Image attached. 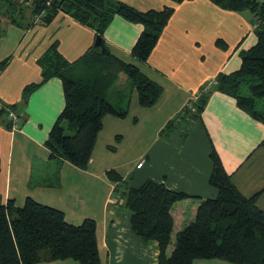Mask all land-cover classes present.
<instances>
[{
    "label": "crops",
    "instance_id": "obj_1",
    "mask_svg": "<svg viewBox=\"0 0 264 264\" xmlns=\"http://www.w3.org/2000/svg\"><path fill=\"white\" fill-rule=\"evenodd\" d=\"M17 1L34 22L33 8L23 0ZM117 1L143 12L175 8L147 63L132 56L143 31L141 25L115 16L104 34L110 53L136 65L163 88V95L152 108L139 105L134 89L129 102L121 97L120 102L112 103L118 108L128 107V115L124 119L105 116L86 170L51 159L46 146L65 107L62 81L52 78L28 97L24 93L28 86L42 82L38 61L54 43L67 61L75 62L94 46L95 31L64 13L51 24H39L34 29H24L1 15L0 63L8 64L0 72V103L19 112L22 123L12 132L7 126V112L0 109V202L13 201L23 207L31 198L62 211L72 225L94 220L99 254L105 264H157V243H144L132 232L131 212L118 203L116 183L108 179L107 172L117 171L133 187L152 180L198 197L174 206L177 232L194 217L202 199L218 194L209 182L211 153L215 151L245 196L261 192L258 206L264 210V124L240 109L234 98L216 91L200 118H195L192 111L185 114L211 80L240 69L241 53L257 43L256 23L248 22L244 12L223 10L210 0L181 4L171 0ZM218 38L229 43L227 51L215 46ZM171 120H177L176 129L162 135Z\"/></svg>",
    "mask_w": 264,
    "mask_h": 264
},
{
    "label": "trees",
    "instance_id": "obj_2",
    "mask_svg": "<svg viewBox=\"0 0 264 264\" xmlns=\"http://www.w3.org/2000/svg\"><path fill=\"white\" fill-rule=\"evenodd\" d=\"M171 1L181 4L193 0ZM210 1L231 12L251 11L256 18L254 32L257 43L241 53L239 70L219 74L214 79L216 84L207 91L205 86L194 106L187 107L185 114L192 111L195 118H200L211 94L216 91L234 98L240 109L264 124V115L257 110L258 102L264 101V1ZM23 3L33 8L34 22L30 27L24 28L15 18L17 14L26 15L25 6L17 0H0V17L2 15L11 23L30 29L37 24L36 18L43 11L42 25L51 24L60 13H64L94 30L96 39L103 41L105 31L115 16L141 25L143 31L132 49L133 58L140 63L149 61L175 13L174 7L143 12L117 0H52L50 6L46 0H23ZM104 47L107 50L105 54L101 48L93 46L80 59L69 62L60 53L58 44L54 43L38 61L42 82L28 86L24 93L28 97L52 78L62 81L65 107L46 146L51 159L67 161L81 170L89 167L105 116L124 119L128 115V107L118 108L107 97L121 74L130 81V91H137L141 107H154L163 95V88L136 65L114 57L105 41ZM7 64L8 61L0 63V72ZM130 94L123 90L119 93L122 98H127V102ZM12 108L5 106L0 109L7 112L8 117L7 110ZM176 122L171 120L162 135L173 132ZM7 126L12 131L9 120ZM211 160L213 170L209 182L218 194L215 198L202 199L194 217L177 232L174 206L198 197L171 190L164 183L152 180L133 187L125 183L117 171L107 172L108 179L116 183L114 193L118 203L131 212L132 232L144 243H157V264H193L196 260L213 259L232 264H264V210L258 206L261 192L245 196L215 151L211 153ZM65 260L80 264H105L99 254L94 220L86 219L81 225H72L62 211L31 198L23 207L15 206L13 201L6 204L0 202V264H40Z\"/></svg>",
    "mask_w": 264,
    "mask_h": 264
},
{
    "label": "rangeland",
    "instance_id": "obj_3",
    "mask_svg": "<svg viewBox=\"0 0 264 264\" xmlns=\"http://www.w3.org/2000/svg\"><path fill=\"white\" fill-rule=\"evenodd\" d=\"M245 17H246V20H248V22L252 21L253 23H255L256 21V18H255V15L251 12V11H244V14ZM244 17V16H243ZM15 18L18 20V23L19 24H22V26L24 28H27V27H30L31 24H33V21L30 20V18L28 16H21V14H17L15 15ZM29 22V23H28ZM28 23V24H27ZM34 27H40L39 24H36V26H32L30 29H34ZM215 46L222 50V51H227L228 48H229V43L224 39H216L215 40ZM214 46V47H215ZM215 47V48H216ZM121 90L125 91V92H131V83L130 81L128 80V78L125 76V75H120V78L119 80L114 84L113 88L108 92V100L111 102V103H115V102H120L121 100V96L119 95V93L121 92ZM116 97V98H115ZM125 99H127L125 97ZM257 110L262 114L264 115V101H260L258 102L257 104ZM188 117V116H187ZM190 117V116H189ZM188 117V118H189ZM187 118V119H188ZM183 123V122H182ZM185 123H183L182 127L185 131V134H188V130H187V127L184 125ZM179 129V127H178ZM187 130V131H186ZM187 132V133H186ZM264 205V204H263ZM174 239H175V236H174ZM173 239V240H174ZM174 243V242H173ZM151 257V256H149ZM152 259V257L150 258ZM74 261V260H73ZM77 262V261H76ZM149 264H153L152 261H149L148 262ZM77 264H80L79 262H77ZM193 264H232V263H229V262H225V261H222V260H216V259H213V260H196Z\"/></svg>",
    "mask_w": 264,
    "mask_h": 264
},
{
    "label": "built area",
    "instance_id": "obj_4",
    "mask_svg": "<svg viewBox=\"0 0 264 264\" xmlns=\"http://www.w3.org/2000/svg\"><path fill=\"white\" fill-rule=\"evenodd\" d=\"M30 1H34V0H30ZM52 0H46V3L48 6L51 5ZM45 17V11L41 12V14H39L36 18L35 23L40 24L43 20V18ZM216 82L214 80L210 81L209 84L207 85L205 91L209 90L213 85H215ZM4 107L1 103H0V108ZM8 111V120L11 123L12 126V132H16L21 128V123H22V115L16 113L15 111L13 112L12 110H7ZM139 168L142 167V164H139L138 166Z\"/></svg>",
    "mask_w": 264,
    "mask_h": 264
},
{
    "label": "water",
    "instance_id": "obj_5",
    "mask_svg": "<svg viewBox=\"0 0 264 264\" xmlns=\"http://www.w3.org/2000/svg\"><path fill=\"white\" fill-rule=\"evenodd\" d=\"M95 47L101 48L102 52L105 54L106 53V48L104 47V41L101 38H97L95 43H94Z\"/></svg>",
    "mask_w": 264,
    "mask_h": 264
}]
</instances>
